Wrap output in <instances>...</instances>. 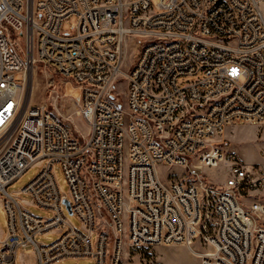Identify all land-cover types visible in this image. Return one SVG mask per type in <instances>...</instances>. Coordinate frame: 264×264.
Returning a JSON list of instances; mask_svg holds the SVG:
<instances>
[{
  "label": "built area",
  "instance_id": "obj_1",
  "mask_svg": "<svg viewBox=\"0 0 264 264\" xmlns=\"http://www.w3.org/2000/svg\"><path fill=\"white\" fill-rule=\"evenodd\" d=\"M40 65L80 89L70 99L85 133L45 104L23 108L22 83ZM240 124H264V0H0V264H18L30 243L39 264H125L130 249L158 245L201 264H264V162L220 140ZM223 162V186L206 183L202 168ZM35 165L22 192L48 218L8 192ZM162 166L195 181L164 178ZM49 233L60 236L36 242Z\"/></svg>",
  "mask_w": 264,
  "mask_h": 264
},
{
  "label": "rangeland",
  "instance_id": "obj_2",
  "mask_svg": "<svg viewBox=\"0 0 264 264\" xmlns=\"http://www.w3.org/2000/svg\"><path fill=\"white\" fill-rule=\"evenodd\" d=\"M155 2V0H153ZM76 20L72 19L65 24L64 30H69L71 25H75ZM21 45L23 40L20 39ZM136 45L130 43L125 60V69L130 67L136 58ZM22 75L19 73L17 78L20 80ZM187 79H182L186 81ZM67 79L55 72L50 67L44 65L38 66L34 72L28 74L26 82L22 83L20 91V101L23 108L28 105L45 104L55 111L60 117L69 118L73 127L86 132L87 128L82 120L76 115V107L70 98L80 96L81 91L71 82L66 85ZM116 92L122 104L126 105L127 100V83L120 81L117 84ZM65 96V99L57 97ZM222 143L230 151L237 152L240 160L247 163L255 164L264 162V124H240L228 127L225 133L220 137ZM232 163L223 162L216 167H203L200 174L204 176L205 182L216 187H221L231 175L230 168ZM42 167L35 165L29 168L17 181L8 187L10 194L16 195L28 203V210L37 216L50 217L52 213L46 209L40 208L32 204V199L22 190L41 172ZM164 178L171 176L174 179H182L183 175H187L186 182L192 183L194 178L188 176L186 169L178 167H161ZM55 172L59 187L62 194L70 196L69 185L66 182L65 175L59 165L55 166ZM254 198H252V201ZM65 215L71 223L80 226L77 216L71 215L65 207ZM8 231V218L0 204V232L6 234ZM60 234L49 233L36 237L39 244H49L56 240ZM196 249H201L199 245H195ZM18 264H39L35 247L33 244L22 246L18 249ZM56 264H93L92 259L84 258H67ZM125 264H201L198 256L190 252L184 246H146L136 249H130L126 255Z\"/></svg>",
  "mask_w": 264,
  "mask_h": 264
},
{
  "label": "water",
  "instance_id": "obj_3",
  "mask_svg": "<svg viewBox=\"0 0 264 264\" xmlns=\"http://www.w3.org/2000/svg\"><path fill=\"white\" fill-rule=\"evenodd\" d=\"M65 203H66L68 209H70L69 202H68V201H65ZM70 213H71V212H70Z\"/></svg>",
  "mask_w": 264,
  "mask_h": 264
}]
</instances>
